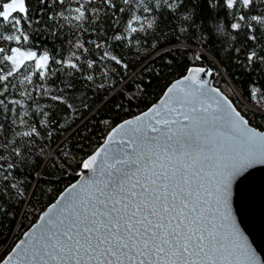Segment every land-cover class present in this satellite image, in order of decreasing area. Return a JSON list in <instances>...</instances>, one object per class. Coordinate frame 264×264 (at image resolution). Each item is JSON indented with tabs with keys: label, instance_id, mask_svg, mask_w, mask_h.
<instances>
[{
	"label": "snow or ice",
	"instance_id": "1",
	"mask_svg": "<svg viewBox=\"0 0 264 264\" xmlns=\"http://www.w3.org/2000/svg\"><path fill=\"white\" fill-rule=\"evenodd\" d=\"M57 2L63 5L65 0ZM36 3L33 18L32 0H4L0 3V24L7 23L9 30L16 32L33 22L40 24L48 0H36ZM88 3L96 5L97 0H88ZM123 4L128 5L129 0H123ZM214 4L249 10L242 11L237 22L230 25L237 30V35L244 27L253 30L248 23L249 15L251 21L264 26V11L251 14L258 7H264V0L259 6L256 0H166L164 6L175 5V13L193 9L190 18L185 17L182 23L195 34L196 25L209 19L215 11ZM158 6V0H152V6L144 7L143 11L152 12ZM100 8L105 10V21L113 28L116 27L115 13L126 10L119 5V0H99L91 9L84 5L77 7L76 19H84L86 13L99 19ZM47 16L49 20L53 18L50 12ZM170 17L178 18L172 13ZM131 31L136 32L137 28ZM121 38L115 36L116 40ZM246 39L255 42L257 36L249 35ZM76 47L88 51L82 44ZM10 52L3 59L11 63V68L0 75V97H3L0 98V201L5 191L14 187L10 177L19 170V165L27 166L33 147L11 137L17 120L25 124V117L31 113L18 111L20 100L7 103L6 100L17 90V83L11 78L28 67L26 61H35L37 54L22 53L20 48H12ZM260 52L264 53V47ZM4 53L5 49L0 47V54ZM103 58L121 63L107 52ZM246 59L257 67L264 64V55L255 50ZM49 60L47 53L40 56L35 63L37 72L25 75L24 80L31 84V75L43 80L45 72L50 71ZM52 62L66 65L83 76L84 81L94 80L88 70L96 61L81 63L76 58ZM68 76L70 79L59 94L50 98L70 109V97L65 94L74 91L80 82L73 73ZM206 84L207 81L194 75L184 76L168 88L167 98L159 105L134 121H126L127 128L125 124L120 125L119 141L109 136L108 145L81 161L82 168L91 175L81 174V180L72 184L44 212L42 223L15 246L19 249L15 254L17 264H264V259L249 244L233 211L234 185L236 197L240 184L251 176L248 170L257 164L264 165V132L249 127L248 120L214 96L213 89ZM20 95L32 99L26 91ZM38 111L48 116L43 108ZM29 127L30 131L23 132L22 136L40 137L37 127ZM5 154L9 159H4ZM52 163L57 168L63 163L64 171L70 167L63 157H54ZM11 260V256L0 259V264H9Z\"/></svg>",
	"mask_w": 264,
	"mask_h": 264
},
{
	"label": "trees",
	"instance_id": "2",
	"mask_svg": "<svg viewBox=\"0 0 264 264\" xmlns=\"http://www.w3.org/2000/svg\"><path fill=\"white\" fill-rule=\"evenodd\" d=\"M165 2L158 0L159 6L154 11L144 12V7L152 6V0H129L128 5L119 0V5L126 10L115 13V28L105 21L103 8L99 9V19L87 13L84 19H76L79 15L77 7L84 5L91 9L99 4V0L96 5L89 4L88 0H65L63 5L57 0H48L41 23L33 22L19 32L9 30L7 23L0 24V47L5 49V53L0 54V75L11 68V63L3 56L12 54V48L36 54L47 53L50 57V71L45 72L43 80L37 75H31V84L24 80L25 75L37 72V57L33 62L26 61L28 67L11 78L17 83V90L7 96L6 103L20 100L18 111L31 113L25 117V124L17 120L11 137L33 147L32 154L27 157V166L19 165V170L10 177L14 187L11 191L6 190L3 201H0V259L39 218L43 209L79 177L81 161L99 147L108 132L120 121L155 103L191 65H206L214 69L217 74L215 84L232 98L251 123L264 128V64L257 67L256 63L250 64L246 59L252 50L264 55L260 52L264 47V39H261L264 26L251 21L249 15L248 23L253 30L244 27L237 35V30L231 29L230 25L237 22L242 11L247 13L249 10L227 9L214 4L215 11L209 19L196 25L193 34L182 21L185 17L190 18L194 10L189 8L188 12L175 13V5L166 8ZM256 2L261 5V0ZM32 4L35 18L36 0H32ZM261 11L264 7H258L251 14L258 15ZM49 12L53 17L51 20L47 16ZM170 13L178 18L171 19ZM108 15L110 18L112 14ZM135 16L140 19L133 20ZM240 23L245 24L244 21ZM133 27L137 28L136 32L131 31ZM16 35L21 39H7ZM116 35L122 38L116 40ZM249 35H256L257 40L246 39ZM78 44L88 51L77 48ZM96 44L103 46L96 48ZM105 52L115 55L121 63L102 59ZM76 58L81 63L96 61L88 70V74L94 76L93 81H84L83 76L66 65L62 67L52 62ZM68 73H73L80 82L74 91L65 94L70 97V109L50 98L59 94L63 84L70 79ZM234 88L254 106L245 104ZM25 91L32 99L20 95ZM39 108H43L48 116L40 115ZM5 123L9 126L7 121ZM29 125L37 127L40 137L22 136L23 132L30 131ZM17 132L21 135H16ZM54 157L68 161L70 167L67 171L63 170V163L59 168L53 166ZM4 159H9V156L5 154Z\"/></svg>",
	"mask_w": 264,
	"mask_h": 264
},
{
	"label": "water",
	"instance_id": "3",
	"mask_svg": "<svg viewBox=\"0 0 264 264\" xmlns=\"http://www.w3.org/2000/svg\"><path fill=\"white\" fill-rule=\"evenodd\" d=\"M204 68L205 72L195 71V69ZM193 70V71H190ZM186 75H194L197 79L207 81L206 87L213 89V95L218 99L224 101L231 109L235 112H239L244 119L248 120L249 127L254 128L257 132H264V128L254 125L250 122L248 117L237 107L235 102L229 97L221 88H219L216 84V71L212 69L210 66L206 65H191L186 73L175 79L165 90L163 95L150 107L147 109L128 117L118 124H116L107 134L105 140L99 145V147L92 153L94 154L101 147L108 145L110 143L109 136H112L114 140L119 141L122 138L120 125L125 124L126 121H134L136 117L142 116L144 112H148L149 109L155 108L159 105L161 100L166 99V93L168 88H170L173 84L178 80H182ZM219 90L218 92L215 90ZM236 94L246 102L239 94V92L234 88ZM249 106L251 104L248 103ZM253 107V106H251ZM148 119V118H145ZM125 128L127 125L125 124ZM115 130V131H114ZM92 154H90L85 160H87ZM79 172V177L69 184L59 195L58 197L50 203L47 207L43 209L39 218L23 233V235L18 239L12 249L3 257V259H7L9 256L12 257V260L9 261V264H17L16 262V252L19 249H16L15 246L21 241L27 239V233H30L36 226L42 223L41 217L44 212L48 210L53 204H55L63 195L66 194L67 189L74 183H77L81 180V174L86 176H90L91 173L87 169H83L81 166V170ZM251 173V176L243 181L237 191V196L235 197V185H234V195H233V211L236 215L237 222L240 224L241 230L244 232V235L247 237L249 244L252 248L260 255L262 259H264V165L257 164L248 170ZM40 175V174H39ZM248 175V173H245ZM71 199V197H69Z\"/></svg>",
	"mask_w": 264,
	"mask_h": 264
},
{
	"label": "rangeland",
	"instance_id": "4",
	"mask_svg": "<svg viewBox=\"0 0 264 264\" xmlns=\"http://www.w3.org/2000/svg\"><path fill=\"white\" fill-rule=\"evenodd\" d=\"M21 52H22V53H26V52H29V51H21ZM42 55H44V54H41V53H38V54H37L36 57H37L38 62H39V57L42 56ZM18 58H19V59H22L23 57H18ZM245 104H248V102H245ZM251 106H254V105L251 104Z\"/></svg>",
	"mask_w": 264,
	"mask_h": 264
}]
</instances>
